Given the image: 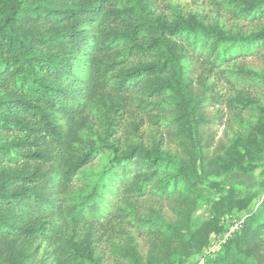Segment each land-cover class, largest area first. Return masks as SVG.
I'll use <instances>...</instances> for the list:
<instances>
[{
  "label": "trees",
  "instance_id": "obj_1",
  "mask_svg": "<svg viewBox=\"0 0 264 264\" xmlns=\"http://www.w3.org/2000/svg\"><path fill=\"white\" fill-rule=\"evenodd\" d=\"M157 1L0 0V264H106L97 233L116 223L147 243L145 254L130 237L114 245L119 264H174L201 253L226 231L225 215L259 197L210 178L253 172L263 160L264 99L253 89L264 78L229 63L264 50V28L230 32L173 6L167 16ZM222 2L240 19L264 18V0ZM202 69L234 93L223 98ZM217 104L242 131L215 145L208 108ZM132 106L174 151L156 135L149 145L119 144ZM147 197L156 205L139 213L135 201ZM204 200L207 219L194 226ZM203 264H264V197Z\"/></svg>",
  "mask_w": 264,
  "mask_h": 264
},
{
  "label": "rangeland",
  "instance_id": "obj_2",
  "mask_svg": "<svg viewBox=\"0 0 264 264\" xmlns=\"http://www.w3.org/2000/svg\"><path fill=\"white\" fill-rule=\"evenodd\" d=\"M170 6L176 7L183 14H195L206 24L221 26L230 32L250 33L264 28V18L252 21L240 19L233 13V11L226 7V3L222 2V0H158L156 4L158 12H162L167 16L171 15ZM241 63H245L249 67L254 68L264 78V50H261L254 55L238 57L230 62L229 65L230 67H233L234 65ZM201 71L202 73H199L202 74L203 80H205L207 84H213L215 91L219 95L223 96V98H228L234 93L231 86L226 84L216 71L211 72L208 69H202ZM253 94H256L264 99V85L262 87L254 88ZM208 111L209 115L212 117V122H210L207 133L213 137L215 145L222 141L226 142L229 138L242 131L238 117L224 105L217 104L216 106H210ZM216 116L221 119L218 120ZM120 122L119 132L116 134L119 144H123L128 140H138L149 145L151 144L152 136L156 135L159 138L163 136V146L165 148L172 151L175 150L174 143L171 142L166 133L164 132L162 135L160 128L157 125L152 124L136 107L132 106L127 111L122 113ZM133 122L138 125V128L135 131L132 125ZM105 157V154H103L97 157V159L93 162L92 165L96 173H100L105 168L107 164ZM210 180L222 182L226 187H233L241 194H245L249 191H255L259 194V197L254 200L250 208L246 211H234L232 214L224 216L226 231L221 234V236H223L248 213L256 209L259 205L260 199L264 197V156L257 169L253 172L235 170L232 173L224 174L220 177L212 176ZM206 186L207 194L209 196H218L217 191L210 189L209 185ZM117 202V198H113V200H111V203H109V211L113 209ZM153 205H156V201L149 197L135 201V208L139 213L147 212L148 208ZM207 205L208 203L206 200L200 203L193 216L194 226L200 225L207 219ZM162 207L166 218L171 219L173 215L170 208L165 204H163ZM128 237L133 239L142 254L146 253V240L139 235L136 229L130 227L128 224L116 223L112 225H101V228L97 233V244L98 251L101 256H103L106 264H119L111 253V250L114 245H123ZM220 240L221 238L219 237L211 239L208 246L201 253L195 254L191 257L181 259V257L175 256L173 257V263L203 264L206 258L214 255V253H210L208 251V248L212 245L211 241H213L214 246L218 245Z\"/></svg>",
  "mask_w": 264,
  "mask_h": 264
},
{
  "label": "built area",
  "instance_id": "obj_3",
  "mask_svg": "<svg viewBox=\"0 0 264 264\" xmlns=\"http://www.w3.org/2000/svg\"><path fill=\"white\" fill-rule=\"evenodd\" d=\"M244 219H245V217L242 218V220H240L238 223H236L235 226L230 228L229 231L226 234H224L223 236H221V234H212L210 237V240L218 238V237L221 238V240H220V243L218 245H214V246H213V241H211L212 245L208 248V251L210 253H214V254H216L218 251H220L222 249L223 245L227 242V240L230 237H232V235L241 228Z\"/></svg>",
  "mask_w": 264,
  "mask_h": 264
}]
</instances>
